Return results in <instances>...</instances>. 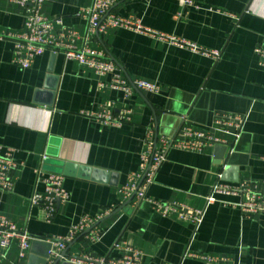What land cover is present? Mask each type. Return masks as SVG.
Masks as SVG:
<instances>
[{
    "label": "crops",
    "instance_id": "crops-1",
    "mask_svg": "<svg viewBox=\"0 0 264 264\" xmlns=\"http://www.w3.org/2000/svg\"><path fill=\"white\" fill-rule=\"evenodd\" d=\"M195 1L197 8L178 0H118L115 15L138 18L168 37L160 39L119 27L87 36L83 9L93 0H45L42 13L62 21L55 23L57 30L74 31L78 48L103 52L129 81L161 88L126 96L107 85L109 76L66 59L63 50L36 56L30 68L19 66L12 35L25 31V8L0 0V145L14 149L19 166L13 190H0V214L35 238L25 257L14 242L2 264H39L49 252L48 240L68 236L83 218L107 210L112 211L89 228L101 238H91L87 229L68 244L60 264H84L73 259L83 255L119 258L126 248L141 250L143 264H264V215L249 217L229 203L206 201L218 181L264 180V68L254 52L264 40V0ZM170 38L218 50L221 57L216 61ZM124 108L132 110V121L120 128L86 114ZM218 113L242 115L240 132L216 125ZM185 120L226 142L201 152L170 150L147 195L204 210L198 227L163 217L146 202L127 204L123 191L143 172L147 143L179 136ZM44 155V169L63 175L70 194L51 222L30 202L44 190L35 173ZM117 242L124 247L114 248Z\"/></svg>",
    "mask_w": 264,
    "mask_h": 264
},
{
    "label": "built area",
    "instance_id": "built-area-1",
    "mask_svg": "<svg viewBox=\"0 0 264 264\" xmlns=\"http://www.w3.org/2000/svg\"><path fill=\"white\" fill-rule=\"evenodd\" d=\"M11 3L25 8V31L22 34L12 35L16 39L15 62L22 68H30L34 59L38 55L50 51L53 54L60 50L64 51L65 58L75 60L82 66L95 71L98 76H109L110 82L107 84L114 90L123 91L129 96L134 89L143 90L149 93H159L160 86L155 82L147 80L129 81L122 74L117 64L106 56L103 52L92 50L88 47L78 48L75 44L76 33L65 28L56 29L62 25L61 20L53 21L42 13L45 0H9ZM181 6L198 7L195 0H178ZM118 0H93L88 8L83 9L88 22V35L98 36L105 33L108 28H127L138 33L156 36L160 39H168L167 36L145 27L142 21L134 17H121L112 12ZM177 16H181L178 13ZM174 44H180L197 53H201L214 60H219L221 52L209 50L197 46L194 43L183 39L170 38ZM258 58V64L264 68V40L254 49ZM104 85V83H100ZM132 110L124 108L119 113L103 111L98 113H86L95 117L101 124L112 127H122L132 121ZM244 117L239 114L218 113L215 116V124L224 128L235 127L241 130ZM223 139L216 136L210 128L197 127L189 120H185L179 136H162L156 143L148 142L145 150L141 154L143 172L135 174L130 178V183L123 187L127 199L135 200V204L146 202L163 217H174L179 221L187 222L198 227L202 222L204 210L193 208L185 204L175 202H163L154 200L147 195L148 188L154 183L159 168L167 158V154L172 149L201 152L208 147L224 143ZM14 149L5 148L0 145V190L11 192L14 188L13 173L18 169V164L13 158ZM47 155L42 157L40 166L36 169V180L44 184L42 192H35L30 198L32 204L41 206L44 219L51 222L57 212L60 202H66L70 198L69 192L64 187V176L57 173L47 172L43 163ZM220 196L236 197L237 202H223ZM132 200V201H133ZM207 204L217 202L229 203L241 210L246 216L264 215V180L261 182L243 180L237 183H227L218 181L211 186L209 195L206 197ZM107 210L99 216L93 218L86 216L81 222L75 225L70 234L66 237H57L48 240L52 243L50 258L46 264H54L56 258L61 255L68 244L78 235L91 228L104 216L111 213ZM91 238L99 240L101 234L92 229ZM35 238L26 230L18 228L4 215L0 214V264L7 259V253L14 242H17L21 257H25L30 243ZM124 245L121 242L114 244V248L120 249ZM128 253L119 258L111 257H91L83 255L80 258H73L77 262L84 264H143V252L136 248H126ZM209 262L216 261V258L203 257Z\"/></svg>",
    "mask_w": 264,
    "mask_h": 264
},
{
    "label": "water",
    "instance_id": "water-1",
    "mask_svg": "<svg viewBox=\"0 0 264 264\" xmlns=\"http://www.w3.org/2000/svg\"><path fill=\"white\" fill-rule=\"evenodd\" d=\"M181 120H183V119L181 118ZM156 132H157V135H158V128H156ZM217 150L222 151V152L225 153V152H227L228 148L225 147V146H218V147H217ZM133 198H134V196H133L131 199L128 200V203H127V204H129V203L133 200ZM91 230H92V229L87 230L86 233H89ZM41 241H42V242H46L45 240H41ZM36 242H40V240H35L34 243H36ZM46 243H47V242H46ZM47 245H48V250H47V251L50 252V250H51V248H52V243H51V242H48ZM49 248H50V249H49ZM49 252H48L46 255H44L43 258H42L41 260H39V264H46V263H47V260H48L49 257H50ZM65 257H68V255H67V248H66L63 252H61V255H60L58 258L55 259L54 264H60V263H62V260H63V258H65ZM63 264H67V263L65 262V263H63Z\"/></svg>",
    "mask_w": 264,
    "mask_h": 264
}]
</instances>
